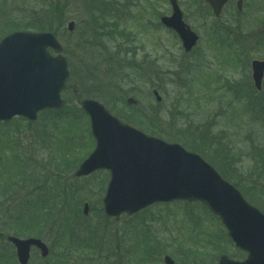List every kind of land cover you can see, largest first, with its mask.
Returning <instances> with one entry per match:
<instances>
[{
	"label": "rangeland",
	"instance_id": "1",
	"mask_svg": "<svg viewBox=\"0 0 264 264\" xmlns=\"http://www.w3.org/2000/svg\"><path fill=\"white\" fill-rule=\"evenodd\" d=\"M94 1L0 0V38L17 30L29 31L17 28L36 23L46 26L49 29L41 31L58 37L70 68L60 112L43 111L31 123L20 117L0 122V174L25 172L24 188L17 193L27 198L35 192L34 186H41L37 194L42 191L49 199L45 208H51L52 199L60 195L72 197L76 187V200L81 202L75 214L71 212L76 204L65 208L68 219L64 221L56 223L60 213L55 216L52 211L47 223L44 218L22 221L20 226L31 228L27 233L10 227L0 238V254L19 264L14 246L7 241L8 235L19 233V237L38 236L46 241L49 264L55 256H62V264H164L167 254L177 264L218 262L224 253L244 259L246 253L227 240L222 223L198 203H156L116 220L103 208L110 179L107 170L77 178L73 165L54 162L61 169L56 174L53 168L55 175L39 167L49 170V159L76 155L79 147L86 154L83 158L93 151L89 117L79 102L90 98L135 128L198 153L264 211V80L262 90H256L251 71L253 59H264V5L254 12L257 0H245L244 10L238 13L237 0H232L215 17L204 0H178L185 20L200 35L194 50L186 53L176 33L160 22L161 16L172 12L169 0ZM48 21L51 26L45 24ZM70 21L75 22L74 31L68 30ZM153 90H158L160 102ZM129 97L136 103L128 104ZM124 116L138 122L126 121ZM142 116L148 119L145 123ZM257 191L263 194L258 196ZM11 199H0V207L13 205ZM74 240L91 242L97 253L89 258ZM29 264H41L35 248Z\"/></svg>",
	"mask_w": 264,
	"mask_h": 264
},
{
	"label": "water",
	"instance_id": "2",
	"mask_svg": "<svg viewBox=\"0 0 264 264\" xmlns=\"http://www.w3.org/2000/svg\"><path fill=\"white\" fill-rule=\"evenodd\" d=\"M220 17L229 0H205ZM173 12L163 16L165 26L175 30L185 51L197 44L199 35L188 24L178 4L170 0ZM243 0H238L242 9ZM75 22L68 23L73 31ZM58 53L52 56L48 47ZM62 45L50 32H14L0 42V120L8 121L15 115L37 118L44 108L63 105L61 91L68 78L66 58ZM253 80L262 88L264 60L252 62ZM157 100L161 96L154 90ZM130 104L136 103L128 98ZM82 108L91 117L92 132L97 146L79 166L76 176H84L98 169L112 173L105 197V211L119 218L130 215L155 202L177 199L201 201L220 216L228 234L248 257L237 261L222 255L219 264H264V213L250 204L242 193L199 154L189 152L179 143L167 142L150 136L123 122L106 107L93 99L82 101ZM85 214L89 205L85 203ZM17 251L21 264H27L32 246L38 247L42 256L49 247L40 238L21 239L8 236ZM165 264H176L166 256Z\"/></svg>",
	"mask_w": 264,
	"mask_h": 264
},
{
	"label": "trees",
	"instance_id": "3",
	"mask_svg": "<svg viewBox=\"0 0 264 264\" xmlns=\"http://www.w3.org/2000/svg\"><path fill=\"white\" fill-rule=\"evenodd\" d=\"M84 1L87 2V0H84ZM88 1L92 2L93 0H88ZM96 16L97 15H94L92 17H94V19H95ZM45 24L47 26H51L49 21L45 22ZM17 29L46 30V29H49V28H47L46 26H43V25L38 26L37 23H36L35 25H32L31 27L17 28ZM88 48L91 49V50L93 49L91 47V45H89ZM94 52H96L95 49H94ZM124 118H125L126 121H132V119L134 121H137V119L131 118L129 116H126V117L124 116ZM147 120L148 119L146 118V116H142L141 121L143 123H145V121H147ZM228 149H230V148H228ZM15 158L16 157H14L12 159V161H14ZM77 159H78V162H79L83 158H82V156L80 154H78L77 158L75 156H73L71 158L70 162H68L67 164L70 165V164H72L71 162L77 163V162H75ZM25 164H27V160H25ZM50 164H51V162H50ZM42 167H44V166H42ZM24 173L25 172L20 171V172L14 173V174L11 173L12 175L10 173H8V172L0 174V199L4 198L8 202V201L12 200L11 198H13V203H14L13 205H11L9 207H5V208L0 207V238L4 237V234L7 232L8 229H10V227H11V229H13V228L15 229V227H16V229L19 228L21 232L27 233V231H29L31 228L25 229L24 227L20 226V224L22 223V221H24L25 223H28L27 222L28 221L27 217H29V216L31 218V220L29 222H32L34 220L38 221V219L44 218V221H46V223H47V221L52 218V211L55 213V216L58 215V211H59V213H60L59 217L55 218V221H56V223H57V221L59 219L64 221V220L68 219V216H66L64 214V211L66 210L65 208L68 207L69 205H72L73 203L76 204V206L73 207V208H76V209H75V211H72L71 213L75 214V212H79L77 210H78V207H79L78 205H80L81 202H80V200H78V201L76 200V198H77V194L76 193H78L77 191H79V188L76 187V186H73V187H76V189H73V191H75V192L73 194H71L72 197L66 198V196L62 197L60 195L59 196L60 198H56V199L53 198L52 200L54 202H53L51 208L50 207L49 208L48 207L47 208L44 207L46 205V203L49 201V199L47 198L48 196H46L47 194L46 195H44V194L41 195L42 191H40V193L37 194V191H39L41 189V186H37V187L34 186L33 188H34L35 192L34 193H30L29 192L30 193L29 197L22 198L21 191L17 193V190H18L19 187L20 188H24L23 181L26 182V180H24V177H23V176H25V175H23ZM5 174L7 176H4ZM41 184L43 185L44 182H41ZM235 185L239 187V185L236 182H235ZM62 187H63V189H65L64 185ZM261 193H262V191H257V195L258 196ZM244 195H245V197L247 199L252 201L247 196V194L244 193ZM253 199H255V198H253ZM35 204H37V205L41 204V206H40L41 210H40V208H33V206ZM26 207L28 209L27 212L25 210ZM59 207H61V209H58ZM61 213L63 215H61ZM23 233H22V235H23ZM66 234H69V231H68V233L66 232ZM76 234L77 233H75L74 230H73V236L76 235ZM17 235H19V233ZM70 235H71L70 238H72V234L71 233H70ZM64 238H68V235H64ZM76 238L77 239L79 238L78 234L76 235ZM74 242H75V244L76 243L78 244V242H76V240H74ZM84 245H88V242L84 243ZM91 248H93V249L95 248L96 249V247L93 246V245H91ZM2 261H5L7 264H11V261L7 260V257L5 255L0 254V264L2 263Z\"/></svg>",
	"mask_w": 264,
	"mask_h": 264
},
{
	"label": "flooded vegetation",
	"instance_id": "4",
	"mask_svg": "<svg viewBox=\"0 0 264 264\" xmlns=\"http://www.w3.org/2000/svg\"><path fill=\"white\" fill-rule=\"evenodd\" d=\"M230 1H232V0H229V2ZM121 240L122 241H124V239L123 238H121ZM159 244V243H158ZM158 244H157V246H158ZM112 245H113V243H112ZM158 248V247H157ZM36 249V248H35ZM38 250V249H37ZM39 251V250H38ZM60 251V250H59ZM40 252V251H39ZM50 256V255H49ZM49 256L48 257H42L41 256V264H49V260H48V258H49ZM195 257V256H194ZM61 258V259H60ZM31 259H32V256H31ZM31 259H30V262H31ZM190 260L191 261H194V258H190ZM219 261V260H218ZM50 262H51V264H62V256H55V259H52V260H50ZM218 262H214V261H212V262H210V263H207V264H217ZM193 264H195V263H193ZM206 264V263H205Z\"/></svg>",
	"mask_w": 264,
	"mask_h": 264
}]
</instances>
